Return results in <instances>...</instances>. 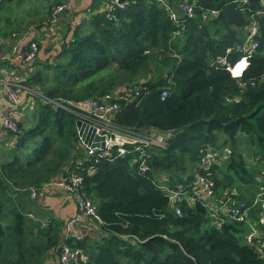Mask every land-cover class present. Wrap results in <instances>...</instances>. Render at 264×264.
I'll return each instance as SVG.
<instances>
[{
    "label": "trees",
    "instance_id": "16d2710c",
    "mask_svg": "<svg viewBox=\"0 0 264 264\" xmlns=\"http://www.w3.org/2000/svg\"><path fill=\"white\" fill-rule=\"evenodd\" d=\"M21 1L0 0V40L20 39V52L30 42L39 48L28 37L29 27L40 30L60 0L52 5L39 0L33 8L29 1L23 9L33 14L26 19L15 12ZM114 1L89 0L81 21L58 32L55 54L44 60L36 54L26 65L29 75L23 82L47 98L72 100L138 82L145 90L119 103L116 125L170 137L164 147L150 150L146 171L138 169L132 153L86 157L75 117L52 110L32 94L31 109L15 118L14 131L6 132L11 146L0 151V264H44L49 253L58 260L62 244L80 252L73 264H264V250L244 240L248 224L225 219L216 229L200 200L191 205L180 201L175 213L155 180L163 175L168 188L189 191L194 173L201 171L200 149L209 147L219 152L207 171L214 193L252 184L237 139L264 148V15L255 16L259 0H125L123 8ZM161 1L178 13L180 29ZM182 2L192 4V16L179 12ZM107 5L113 6L110 19ZM252 17L257 47L243 76L234 79L220 58L232 62L239 57L244 37L239 31ZM72 171L81 175L82 190L95 205V237L74 240L64 236L60 219L27 215L30 190ZM251 215L256 220L255 211Z\"/></svg>",
    "mask_w": 264,
    "mask_h": 264
},
{
    "label": "built area",
    "instance_id": "2783aa9c",
    "mask_svg": "<svg viewBox=\"0 0 264 264\" xmlns=\"http://www.w3.org/2000/svg\"><path fill=\"white\" fill-rule=\"evenodd\" d=\"M78 0H61L51 9L49 16L43 21V25L51 26L62 12L73 8ZM245 3L247 0H241ZM260 10L255 12V16L264 15V0H259ZM126 2H113L118 8H123ZM162 6L168 13L170 21L177 29L181 28V21L178 19V13L161 1ZM113 6L106 7L105 16L110 19V11ZM179 12L192 16V4L182 2L178 6ZM214 12H211L213 14ZM32 28L29 27V30ZM245 33L238 49L240 55L234 61H226L224 57L220 58V64L228 75L234 79H240L247 69L249 59L253 56L257 47L254 37L258 35L257 20L252 17L250 22L244 27ZM177 33V31H176ZM13 36V35H12ZM20 39H13L8 59L10 57L17 62L28 65L37 54V44L30 42L25 51H19ZM228 49L226 50V52ZM24 78L5 79L0 81L4 89L7 105L0 110V127L7 131H14L16 128L15 116L11 114L12 109H16L24 104L26 100L32 99V94L41 103H47L52 110H62L80 120L82 123L92 127L94 134L102 137V148L88 147L78 138V144L83 148V155L95 158H110L112 155L124 156L132 153L133 162L137 163L140 171L148 170L147 159L152 148H162L166 145L169 133H161L155 130H146L142 132H133L121 129L116 125V113L120 102H129L137 97L144 87L140 83L126 84L116 87L108 93H104L96 98H84L81 100L72 99H50L45 97L33 88L24 84ZM162 91L160 96L163 97ZM219 156V152L213 151L209 147L200 149L197 166L201 171L194 173V179L188 190H183L180 186L174 189L166 185L167 177L159 175L155 177L158 188L164 191L169 202L174 206L175 213H179L178 203L184 200L191 205L194 200H200L207 210L212 225L218 229L220 223L225 219L248 224V230L244 234L246 243H256L257 249L264 250V165L259 170V183L254 195L249 200L236 199L229 188H223L218 194L214 193V181L208 176V169L214 164ZM222 154L221 157H224ZM79 164V162H78ZM82 177L77 171L68 172L60 175L58 178L50 179L43 183L38 191L30 190L28 196L35 199L46 191L53 190L62 195L72 197L75 204L76 214L65 223L64 236H69L74 240L81 239V235L72 232L69 226L77 223L80 218L98 219L96 216L95 205L89 196L82 190ZM255 211L256 220L251 222L250 213ZM30 216V214H27ZM78 250H73L69 246L62 244L59 249L58 263L73 264L76 262Z\"/></svg>",
    "mask_w": 264,
    "mask_h": 264
},
{
    "label": "crops",
    "instance_id": "0c3cea01",
    "mask_svg": "<svg viewBox=\"0 0 264 264\" xmlns=\"http://www.w3.org/2000/svg\"><path fill=\"white\" fill-rule=\"evenodd\" d=\"M89 3V0H78L76 3H74L72 11H64L61 13L55 25H48V27H44L45 25H42L44 28L41 27V29L36 32H34V29L29 30L28 37H34L35 40L40 43L37 55L42 60L47 59L49 56H53L55 54V51L58 49L59 45V33L61 34L65 32L67 27L72 28L78 24L83 16L86 15L87 6ZM104 7L102 6L100 10H103ZM50 27L51 31L49 30ZM54 32L56 33L55 35H53ZM68 35L69 34H66V37H68ZM25 36L26 35L24 34L21 37L24 38ZM26 37L24 40H27ZM9 44L10 39H6L4 41L0 40V81L12 78L25 79L29 75V70L27 69L26 65L17 62L11 57L10 60L8 59L7 55L9 54L10 50ZM50 46L57 49L53 51L52 49H49ZM31 104L32 103L29 100H26L20 108L18 107L16 109H12L11 114L15 116V118H20L22 116V108L29 107ZM6 105L7 100L4 94V89L0 84V110ZM7 135L8 134H6V131L0 127V151L10 147L13 142V139ZM256 159H258V157ZM262 165H264V163ZM258 183L259 182H256L255 184L244 183L238 185L236 188L230 187L229 189L233 192L232 194L236 199L249 200L256 192ZM31 201L30 214L34 219L40 221L48 217H54L60 219L63 223H66V221L76 214L73 198L62 195L61 193H57L53 190L46 191ZM250 217L251 222L254 223L255 220L253 219V216L250 215ZM69 227L72 232L79 233L82 236L95 237V235L99 234L97 230V223L92 218H80L77 223H74ZM57 261V256L49 253L44 264H57Z\"/></svg>",
    "mask_w": 264,
    "mask_h": 264
},
{
    "label": "rangeland",
    "instance_id": "374dc122",
    "mask_svg": "<svg viewBox=\"0 0 264 264\" xmlns=\"http://www.w3.org/2000/svg\"><path fill=\"white\" fill-rule=\"evenodd\" d=\"M29 1H30V4H31L30 5V8H33L32 5L37 6V7L40 5L39 0H22L21 1V4L18 5V8L15 9L16 11L14 10L17 15H19V16L22 15V17L24 19L28 18L29 15L33 14V11L31 9L29 10V12H31V13L28 12V14H25V10L23 9L24 6H26ZM53 2H54V0H48L47 5H52ZM54 5L55 4H53V6ZM53 6H51V8ZM27 23H29V22H27ZM41 23L43 24V22H41ZM46 26L48 27V25H45L44 27H46ZM49 30L51 31V27H50ZM244 33H245V30L244 29H240L239 36H243ZM55 34L56 33L54 32L53 35H55ZM9 39H10V44L9 45H11V43H12V41H13L14 38H9ZM49 49H52L53 51H55L57 48H55V47L52 48V46H50ZM31 107L32 106L22 108L21 113L23 115H25L27 113V110L26 109L29 110V108L31 109ZM237 142H238L237 143L238 144V148L240 149L241 153L245 150V153L242 154V160H243V163H244L245 167L247 169H249L250 173L252 174V178H253L252 179V184H255L256 182H259V173L257 171L260 168V166L264 163V148H260L256 142H253V143L248 142L247 145H246V142L241 137H239L237 139ZM245 146H246V148H245ZM261 155H262L261 159H256L255 158V157H260ZM253 156H255V157H253ZM241 176L244 177V178H246V175L245 174L244 175L241 174ZM58 177L59 176H54L51 179H55V178H58ZM251 213H250V215H251ZM30 216H31V214H30Z\"/></svg>",
    "mask_w": 264,
    "mask_h": 264
},
{
    "label": "water",
    "instance_id": "95a60500",
    "mask_svg": "<svg viewBox=\"0 0 264 264\" xmlns=\"http://www.w3.org/2000/svg\"><path fill=\"white\" fill-rule=\"evenodd\" d=\"M125 0H118V3ZM75 131L80 141L88 147L102 148V137H98L94 134L92 127L82 123L80 120L74 121Z\"/></svg>",
    "mask_w": 264,
    "mask_h": 264
}]
</instances>
